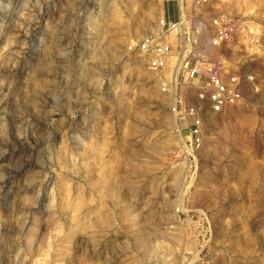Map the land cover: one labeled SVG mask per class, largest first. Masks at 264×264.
<instances>
[{"label": "rangeland", "instance_id": "obj_1", "mask_svg": "<svg viewBox=\"0 0 264 264\" xmlns=\"http://www.w3.org/2000/svg\"><path fill=\"white\" fill-rule=\"evenodd\" d=\"M225 10L257 91L187 155L134 50L173 1L0 0V264H264V0Z\"/></svg>", "mask_w": 264, "mask_h": 264}, {"label": "built area", "instance_id": "obj_2", "mask_svg": "<svg viewBox=\"0 0 264 264\" xmlns=\"http://www.w3.org/2000/svg\"><path fill=\"white\" fill-rule=\"evenodd\" d=\"M171 1L176 13H164L134 50L159 78L179 136L186 139L182 150L192 155L203 145L208 118L240 104L245 89L254 93L257 85L253 74L233 69L221 54L241 24L225 10L227 0Z\"/></svg>", "mask_w": 264, "mask_h": 264}, {"label": "bare ground", "instance_id": "obj_3", "mask_svg": "<svg viewBox=\"0 0 264 264\" xmlns=\"http://www.w3.org/2000/svg\"><path fill=\"white\" fill-rule=\"evenodd\" d=\"M173 128H174V132L176 133V134H178V130H177V128H176V124H173ZM178 136V135H177Z\"/></svg>", "mask_w": 264, "mask_h": 264}]
</instances>
